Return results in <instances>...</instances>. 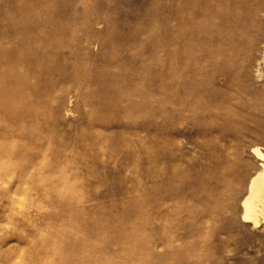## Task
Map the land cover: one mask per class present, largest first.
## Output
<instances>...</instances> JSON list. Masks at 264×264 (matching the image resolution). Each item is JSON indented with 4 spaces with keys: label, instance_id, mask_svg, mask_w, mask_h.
Here are the masks:
<instances>
[{
    "label": "bare ground",
    "instance_id": "bare-ground-1",
    "mask_svg": "<svg viewBox=\"0 0 264 264\" xmlns=\"http://www.w3.org/2000/svg\"><path fill=\"white\" fill-rule=\"evenodd\" d=\"M17 1L16 15L0 23V172L60 193L87 187L99 176L94 166L108 171L120 157L115 167L140 182L141 201L136 197L121 216L97 215L99 206L72 205L59 194L56 220L66 228L49 230L38 253L14 260L6 249L1 258L11 264L25 258L29 264H207V224L218 223L217 234L233 226L221 214L241 203L243 220L264 224V147H248L244 139L253 132L245 135L243 128L247 109L264 104L260 93L249 97L252 77L262 75L251 59L257 53L264 61V41L257 36L243 50L239 34L264 20V0H151L147 18L135 26L143 31L125 36L117 25H105L101 12L86 9L75 18L79 23H68L88 0H63L58 8L57 0ZM78 26L84 33H76ZM200 32L203 37L194 36ZM197 39L207 42L206 83L180 77L193 66L181 52L193 59ZM96 47L110 48L105 60L124 66L118 77H58L65 72L44 62L53 53L67 50L72 58ZM156 58L164 63L154 72ZM80 102L88 120L68 141L62 129L72 127L68 116ZM113 110L124 116L109 117ZM39 229L20 228L30 236ZM28 244L15 247L25 253Z\"/></svg>",
    "mask_w": 264,
    "mask_h": 264
},
{
    "label": "rangeland",
    "instance_id": "rangeland-1",
    "mask_svg": "<svg viewBox=\"0 0 264 264\" xmlns=\"http://www.w3.org/2000/svg\"><path fill=\"white\" fill-rule=\"evenodd\" d=\"M61 1L63 0H57L54 6L58 8L59 4H63ZM160 1L162 4L165 2L167 4L169 2L167 0ZM149 2H151V0H88V3L85 5H77L78 8H74V11L70 8V10L77 13V15L68 16L67 22L71 25L79 23L78 19L77 22H75V18L82 17L84 14L83 11L87 9L89 13L96 14L101 12L100 14L105 19V25L108 24L112 27V24L117 25L116 30H118L120 36H125L126 34L130 35L132 32L143 31L141 29H136V25L141 23V21H145L147 18V10L150 8L149 5L151 4ZM17 5V0H0V23L7 22L10 18L16 15ZM55 7L52 9V6H50L48 9L52 12H56ZM143 11L146 15H144ZM109 18H111V20ZM257 25V28L246 27L244 30L239 31L241 36H245L243 50H245V47L248 46L249 43L253 42V40H255V42L258 40L260 42L264 41V20L259 21ZM101 27L103 32H107L109 34H113L114 32L106 31L103 26ZM78 28L75 29L77 34L84 33L81 27L79 29ZM248 28L252 29V31ZM257 31L263 32H260L259 34ZM147 32L148 34L152 33V31ZM194 36L203 37L204 32H200L199 35L194 33ZM257 36L261 37L257 40ZM152 47V45H148L145 51L152 53ZM182 47H184L183 43L179 42L178 48L180 50L184 49ZM109 49L110 48H103L102 50L104 51H101V48L99 49L96 47L93 48L90 53L85 54L78 50L75 51L72 58L69 57V52L65 50L61 52L63 54L60 55L53 53L50 59H47L44 62H51V67L53 69L65 72L63 76L56 75L58 77L78 76L114 78L118 77L116 73L122 72L119 70H122L124 66H121L119 62L113 63L110 58L109 61L105 60L106 56H109L107 51ZM241 51L242 48L240 50V56H242ZM192 54L193 56L195 55L193 59L192 57L189 58V51L186 53L185 51L181 52L182 57H187V60H189L186 63L191 61L193 66L191 65V68H189V70L187 69L186 73L180 77H202V83H206L207 60L204 58L207 54V42L204 41V39H197ZM148 55L149 54H147V56ZM242 57H244V55ZM162 60L163 59L161 58L152 59L154 65L152 63L151 64L153 65L154 72L160 70L161 65L164 63ZM181 61L184 60H180V64ZM257 61L260 63L262 75L260 79L252 77L254 78V84L249 97L253 99V97H256V93H260L264 99V61L261 59L259 54L255 53L251 59L253 71L255 70L256 63H258ZM53 69L51 70L54 71ZM127 70L130 73H135L134 68L127 67ZM24 71L25 73H28V77H32V73L28 71V67H25ZM57 74L60 73L58 72ZM90 87L92 90H97L95 89V83H92ZM153 88L155 90V87ZM149 90L151 92L150 88ZM96 93L98 94V90ZM107 94L114 96L115 93L107 92ZM153 104L154 103H150L151 106ZM150 108L151 107H149V109ZM83 109L84 105L80 102L78 113L76 112L68 116L69 121H71L72 124L74 123L72 127L67 126L62 129L63 132L67 134L68 141H72L74 140V137H78L80 135L77 131L78 127L85 125L88 120L87 117L85 118L82 115ZM107 115L112 118H121L124 116V113L113 110L109 111ZM245 115L247 119L245 120L243 127L244 131H246L244 133L246 135V133L248 134L253 132V135H249L244 139L245 144L248 147H252L254 145L264 147V104H258L255 105V107L250 109L248 108ZM114 125H116V122ZM121 160L122 159H120V157H115V159L110 161L108 164L110 165V170L108 171L103 170L100 166H94V168L96 167L95 171L99 174V176L88 181L89 183L87 187L74 191H69L67 189L61 191L60 193L55 190L39 191V189L29 187L30 181L24 177L0 172V252L7 249V252L14 260H18L20 257L27 258V252L32 254L40 252L37 245L42 243L49 230L65 229L66 226L56 220V215H58L61 211V204L57 202L54 203L53 199L59 194H63L70 199V203L72 205L73 203H76L80 207L99 206L102 209L97 212V215L112 213L113 215L121 216L123 215V211H126V209L132 205L134 200L137 201L136 197H138L139 204L141 201L140 182L132 180L131 177L125 175V172L115 167V164L120 163ZM16 163L20 164V161H16ZM260 163L261 162L257 163V167H259ZM153 176H156V173ZM125 188L134 190V192L128 194L125 192ZM41 197H47L49 199L44 198V200H42ZM29 213L34 214L35 218L33 217L31 220H28ZM152 216H155V214H152ZM228 216L231 217L233 226L230 229H227L226 232L222 231L217 234V230L220 228V225H218V223L207 224V264H264V224L255 227L250 221L243 220L241 203L238 204L237 211L232 210L225 215H220V217L227 218ZM130 217L131 219L137 218L135 215H131ZM140 221L141 217L139 213L138 222ZM25 223L30 224L31 227L40 224L41 229H39V233L30 236V234L22 232L20 228L25 225ZM235 223L236 225H234ZM17 242H21L25 245L29 242L27 246L23 247L25 253H22V251L15 247ZM26 258L23 259L22 262L20 260V264H29L31 262ZM143 259L147 262L144 257ZM0 264L11 263L5 261V259L0 256Z\"/></svg>",
    "mask_w": 264,
    "mask_h": 264
}]
</instances>
